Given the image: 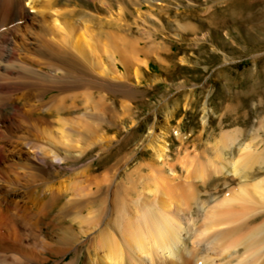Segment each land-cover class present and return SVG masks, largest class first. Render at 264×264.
<instances>
[{
    "label": "bare ground",
    "instance_id": "bare-ground-1",
    "mask_svg": "<svg viewBox=\"0 0 264 264\" xmlns=\"http://www.w3.org/2000/svg\"><path fill=\"white\" fill-rule=\"evenodd\" d=\"M111 1L106 4L110 14ZM58 9L59 0H0V264H264V221L254 223L264 213V179L250 188L242 184L213 207L199 201L198 211L193 206L197 197L173 186L171 179L178 177L171 171L161 175L158 166L154 169L160 176L148 175L150 184L144 180L147 174L144 178L140 172V181L136 177V184L146 183H140L146 189L134 187L136 199L126 187L120 194L116 182L100 179L92 167L63 179V166L85 154V138L90 132L96 140L101 122L96 130L88 126L95 120L88 117L101 120L95 114L99 98L92 89L73 95L70 106L78 116L69 119L67 92L85 84L95 88L102 76L112 88L116 78L110 44L102 50L109 67L102 68L103 60L91 46L96 39L90 45L88 31L75 30V17L83 10ZM93 21L86 16L84 23ZM79 99L87 101L88 111L82 115ZM165 116L169 129L171 115ZM159 122L155 117L149 143L158 163L168 152L169 136L167 129L159 133ZM239 135V130L224 131L215 151L220 146L224 152L232 149ZM91 143L93 150L96 144ZM242 154L236 163L224 158V165L191 161L188 178L207 181L231 174L250 180L264 171V152L246 148ZM137 170L134 174L139 175ZM84 188L85 193L89 190L86 195ZM157 197L162 203L152 204Z\"/></svg>",
    "mask_w": 264,
    "mask_h": 264
},
{
    "label": "rangeland",
    "instance_id": "rangeland-1",
    "mask_svg": "<svg viewBox=\"0 0 264 264\" xmlns=\"http://www.w3.org/2000/svg\"><path fill=\"white\" fill-rule=\"evenodd\" d=\"M107 1L59 0L60 10H83V17L94 18L96 23H84L85 17L76 16L75 25L78 26L75 30H87L86 41L90 45L96 39L95 45L91 46L102 58V68L109 67L108 55L102 50L112 48L108 51L113 55L115 75L112 76L116 78L112 88L106 87L102 76L101 85L95 88L85 84L66 93L72 111L69 119H72L78 116L71 108L73 95L82 91L88 93L92 89L98 96L96 100L99 98L95 114L97 120H101L96 122V118L88 117V120L95 119V122L90 121L92 125H88L92 129L96 130L100 124L96 130V135L99 132L97 141L91 138L90 132H85L87 129H83L85 135L88 134L86 145H83L85 154L79 159L68 160L63 166V179L80 169L92 167L100 179L116 182L120 194L129 191L134 198V187L142 190L144 185L140 183L152 180L148 175L160 176L159 169L161 175L171 171L178 177L177 180L171 179L173 186L181 191L190 190L197 197L193 205L195 211H198L197 203L206 202L207 208L213 207L216 202L237 193L242 184L250 188L264 179V171H261L250 180H241L231 174L213 176L207 181L192 180L186 170L191 161L196 162L195 165L200 162L224 165L226 159L236 163L246 148L264 152V0H112L111 14L107 11ZM64 4L69 5V9ZM109 36L112 37L107 38ZM189 99L192 103L188 107ZM79 101L82 102L80 114L87 113V101ZM167 114L171 115L169 129ZM155 117L160 118L159 133L169 131L165 138L168 152L164 161L159 163L155 151L149 147ZM234 130L240 131L239 145L236 143L225 152L220 146L216 152L215 143L224 131ZM93 141L96 145L101 144L91 150ZM157 166L158 172L154 169ZM136 170L139 175L134 174ZM140 172L144 176L147 174L149 180L145 176L139 186L135 182H138L137 178L140 181ZM123 187L128 188L127 191ZM84 189L82 192L85 193L87 188ZM131 196L130 199H136ZM151 201L152 204L162 203L160 197ZM131 202L129 204L134 206ZM256 204L262 205L257 201ZM263 221L264 213L254 219L256 225Z\"/></svg>",
    "mask_w": 264,
    "mask_h": 264
}]
</instances>
